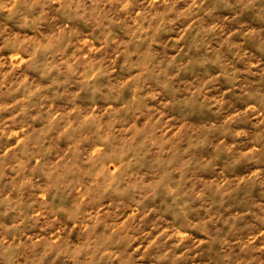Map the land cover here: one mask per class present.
Wrapping results in <instances>:
<instances>
[{
  "label": "clouds",
  "instance_id": "1",
  "mask_svg": "<svg viewBox=\"0 0 264 264\" xmlns=\"http://www.w3.org/2000/svg\"><path fill=\"white\" fill-rule=\"evenodd\" d=\"M0 264H264V0H0Z\"/></svg>",
  "mask_w": 264,
  "mask_h": 264
},
{
  "label": "rangeland",
  "instance_id": "2",
  "mask_svg": "<svg viewBox=\"0 0 264 264\" xmlns=\"http://www.w3.org/2000/svg\"><path fill=\"white\" fill-rule=\"evenodd\" d=\"M126 215H131L132 214V212H131V210H129L127 213H125Z\"/></svg>",
  "mask_w": 264,
  "mask_h": 264
}]
</instances>
